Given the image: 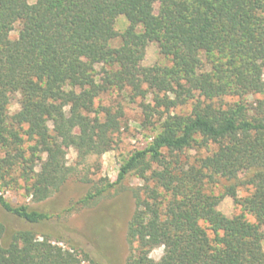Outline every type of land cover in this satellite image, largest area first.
Returning a JSON list of instances; mask_svg holds the SVG:
<instances>
[{"label": "trees", "instance_id": "trees-1", "mask_svg": "<svg viewBox=\"0 0 264 264\" xmlns=\"http://www.w3.org/2000/svg\"><path fill=\"white\" fill-rule=\"evenodd\" d=\"M153 40L170 65L142 64ZM111 89L151 97L146 119L159 120L117 180L78 201L89 205L128 174L144 180L134 189L126 264H264V0H0V190L22 186L45 200L89 156L113 149L123 110L95 104ZM187 104L190 112L176 111ZM226 196L240 213L219 208ZM0 205L31 223L49 218L2 192ZM6 232L0 220V264H100L32 229L4 244Z\"/></svg>", "mask_w": 264, "mask_h": 264}, {"label": "rangeland", "instance_id": "rangeland-1", "mask_svg": "<svg viewBox=\"0 0 264 264\" xmlns=\"http://www.w3.org/2000/svg\"><path fill=\"white\" fill-rule=\"evenodd\" d=\"M34 2L35 0H30ZM129 21L125 15L117 18L116 28L123 32ZM21 24L17 23L11 32L12 38H17ZM122 37L112 40L113 46H119ZM172 63L169 57L160 51L159 43L151 41L146 48V55L142 64L152 66L155 64ZM100 68V65H98ZM128 91V90H127ZM127 91L111 89L96 99V106H109L113 110L122 109V127L115 134L114 148L102 155H91L86 162L80 165V173L72 177L57 192L45 200L36 201L29 195L25 187H14L0 190L4 196L14 205L27 204L31 209H37L49 214V218L40 223H31L16 215L5 211L0 205V220L7 227L3 243L8 244L11 235L19 229H32L40 238L47 236L53 243L63 248H75L77 254L82 257L84 251H88L100 264H126L130 249L127 241L128 222L136 207L134 189L142 186L144 180L135 174H128L126 178L112 187H108L102 195L96 197L89 205L78 204L90 190H96L94 185L115 182L121 165L136 150L146 146L147 142L157 132L159 124L158 116L154 115L151 121L146 119L144 102L151 101V97L132 98ZM16 97L11 105L10 112L14 114L20 109ZM236 97H226L223 101H235ZM253 100V97H249ZM191 104L181 106L177 112H190ZM144 121L147 124H144ZM201 150L198 154H205ZM67 161L70 165L78 163V152L75 148L68 149ZM85 178V179H83ZM90 180L87 182L86 180ZM221 187L216 188L220 192ZM245 188L239 190L240 195L246 194ZM219 208L227 215L233 216L241 212L234 198L226 196ZM251 221L255 217L247 214ZM164 254V247L159 246L151 252V256L158 260ZM88 263V261H86Z\"/></svg>", "mask_w": 264, "mask_h": 264}]
</instances>
